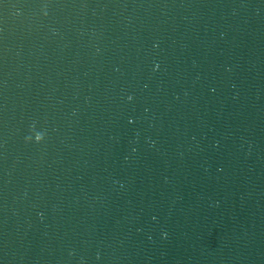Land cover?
I'll use <instances>...</instances> for the list:
<instances>
[{"label": "water", "instance_id": "water-1", "mask_svg": "<svg viewBox=\"0 0 264 264\" xmlns=\"http://www.w3.org/2000/svg\"><path fill=\"white\" fill-rule=\"evenodd\" d=\"M0 264H264V0H0Z\"/></svg>", "mask_w": 264, "mask_h": 264}]
</instances>
